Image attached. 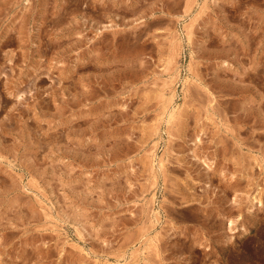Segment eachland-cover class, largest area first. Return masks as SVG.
<instances>
[{
	"label": "rangeland",
	"instance_id": "374dc122",
	"mask_svg": "<svg viewBox=\"0 0 264 264\" xmlns=\"http://www.w3.org/2000/svg\"><path fill=\"white\" fill-rule=\"evenodd\" d=\"M0 73V264H264V0H0Z\"/></svg>",
	"mask_w": 264,
	"mask_h": 264
},
{
	"label": "bare ground",
	"instance_id": "6f19581e",
	"mask_svg": "<svg viewBox=\"0 0 264 264\" xmlns=\"http://www.w3.org/2000/svg\"><path fill=\"white\" fill-rule=\"evenodd\" d=\"M58 20H59V18H57ZM56 18L55 19H51L50 20V23L51 24H54V25H56L57 23H58V20H57ZM60 22V21H59ZM75 23L76 24H79V23H82L83 24V26L84 25H86V27H88V28H91L92 26V22H89L88 20H86V19H81V20H79V21H75ZM74 24V23H73ZM81 25V24H80ZM79 25V26H80ZM111 26L112 25H110V24H103V25H101V28L100 29H97V32L98 33H101V32H103V31H107V30H109L110 28H111ZM46 30V29H45ZM75 30H76V28H75V26H72V27H70L69 29H67L66 30V32L69 34L70 32H72V31H74L75 32ZM14 31V30H13ZM9 32V31H8ZM75 34V36H77V37H79V38H81V34H79V33H77V32H75L74 33ZM86 35V34H85ZM69 36V35H68ZM68 36L67 35H64V34H59V35H57L56 36V39L59 41V40H63V39H67L68 38ZM86 37V36H85ZM4 38V37H3ZM88 38V37H87ZM83 39H84V37H83ZM75 40V39H74ZM189 40H190V38H189V36L187 37V41H188V43H189ZM77 41V40H76ZM55 42V41H54ZM53 42V43H54ZM65 42V41H64ZM56 44V46H57V43H55ZM5 45V44H4ZM54 46V45H53ZM8 56V55H7ZM90 56V55H89ZM11 59V58H10ZM10 61V60H9ZM11 62V61H10ZM40 69V68H39ZM37 69H34V73H35V75H34V78H33V81H32V83L33 82H35V80L38 78V76H39V73H37ZM40 71V70H39ZM50 73V70L48 69V72L46 73V75H50L49 74ZM3 74V73H2ZM0 75H1V73H0ZM3 76V78H5L6 77V75H2ZM29 77V76H28ZM27 77V78H28ZM51 77V76H50ZM6 78H8V77H6ZM46 78V77H45ZM51 79V78H50ZM49 79V80H50ZM30 81V80H29ZM52 81V80H51ZM37 82V81H36ZM31 84V83H30ZM37 85V84H36ZM32 86V85H31ZM30 86V87H31ZM33 87V86H32ZM9 89V88H8ZM7 89V90H8ZM9 91V90H8ZM7 91V92H8ZM14 92V91H13ZM11 96H13V99H15V102H16V104L18 105V104H20L21 103V101L23 100V94L22 93H20V92H17L16 94H13V95H11V93H10V97ZM15 104V105H16ZM209 169H211V167H209V165H207V167L205 168V172L207 171V170H209ZM209 172V171H208ZM211 175V174H210ZM205 176H207V175H205ZM208 178V177H207ZM209 178H210V176H209ZM210 180V179H209ZM208 180V181H209ZM205 182H206V180H204ZM206 183H208V182H206ZM205 186L206 187H208V185L207 184H205ZM205 187V188H206ZM231 202H232V200H231ZM234 203H235V200H234ZM259 205V206H261V203H259V201L258 200H255V202H254V199L251 201V206L253 207V205ZM249 210V213L250 214H252L254 211H253V208H250V209H248ZM238 219L239 218H237L236 219V221H228V229L230 230V231H233V225H234V223L235 222H237L238 221ZM28 263V262H27Z\"/></svg>",
	"mask_w": 264,
	"mask_h": 264
}]
</instances>
